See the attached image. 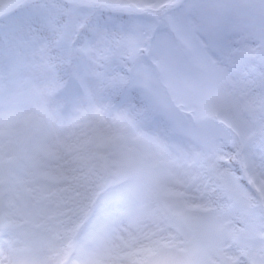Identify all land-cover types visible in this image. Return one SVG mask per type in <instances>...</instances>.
Segmentation results:
<instances>
[{"label":"snow or ice","instance_id":"6c2138e0","mask_svg":"<svg viewBox=\"0 0 264 264\" xmlns=\"http://www.w3.org/2000/svg\"><path fill=\"white\" fill-rule=\"evenodd\" d=\"M182 3L0 0V92L28 86L37 96L53 97L56 114L90 130L83 145L69 150L107 167V150L136 121L170 126L184 139L202 142L161 95L158 77L176 91L180 73L196 67L203 78L226 83L230 132L217 154L202 158L183 142L174 145L202 198L208 195L203 180L211 179L218 194L214 221L194 220L191 239L180 249L159 241L141 247L126 242L130 251L117 247L111 254L117 261L135 258L132 264H190L192 257L200 264H264V35L252 52L224 51L210 45L197 25L170 14ZM225 100L217 92L212 104ZM42 111L47 109L30 121L39 123ZM88 145L95 151L88 152ZM87 167L62 166L41 179L20 145L8 159L0 155V264H54L59 248L53 236L74 227L75 217L86 214L99 194ZM45 250L51 255L42 259Z\"/></svg>","mask_w":264,"mask_h":264},{"label":"clouds","instance_id":"9594fccd","mask_svg":"<svg viewBox=\"0 0 264 264\" xmlns=\"http://www.w3.org/2000/svg\"><path fill=\"white\" fill-rule=\"evenodd\" d=\"M170 14L197 25L210 45L227 52H252L262 43L264 0H184ZM155 85L202 142L186 140L173 133L170 126L136 121L107 150V167L93 166L92 161L69 150L70 145H83L90 130L83 123L73 126L56 114L53 97L37 96L28 86L0 92V155L8 159L12 147L20 145L27 150L41 179L62 166L80 169L87 164L85 170L94 171L91 178L100 185L91 209L75 217L74 227L62 236H53L59 248L54 264H132L135 258L124 256L117 261L111 249L119 247L126 253L130 251L124 247L126 242L141 247L153 241L173 243L180 249L191 239L194 220L204 224L214 221L212 200L218 194L211 191V179L203 180L208 195L202 198L197 185L188 179L192 173L174 145L183 142L189 153L202 158L217 154L230 132L228 85L203 78L196 67L180 73L176 91L160 77ZM217 92L226 94L224 104H212ZM41 108L47 111L41 112L39 123L31 122L29 118ZM87 151L95 149L88 145ZM40 255L43 259L51 253L45 250ZM190 264H200L199 258L192 257Z\"/></svg>","mask_w":264,"mask_h":264}]
</instances>
